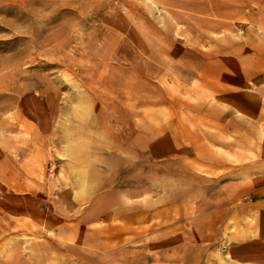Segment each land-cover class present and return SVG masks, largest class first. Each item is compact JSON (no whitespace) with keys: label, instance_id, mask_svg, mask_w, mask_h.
Instances as JSON below:
<instances>
[{"label":"rangeland","instance_id":"1","mask_svg":"<svg viewBox=\"0 0 264 264\" xmlns=\"http://www.w3.org/2000/svg\"><path fill=\"white\" fill-rule=\"evenodd\" d=\"M257 111L264 0H0V264H264Z\"/></svg>","mask_w":264,"mask_h":264},{"label":"crops","instance_id":"2","mask_svg":"<svg viewBox=\"0 0 264 264\" xmlns=\"http://www.w3.org/2000/svg\"><path fill=\"white\" fill-rule=\"evenodd\" d=\"M256 115H257V116H259V115H260V116H261V115L264 116V111L261 112V113H260V111H257V112H256ZM254 116H255V115H254ZM261 121H264V118H262Z\"/></svg>","mask_w":264,"mask_h":264}]
</instances>
